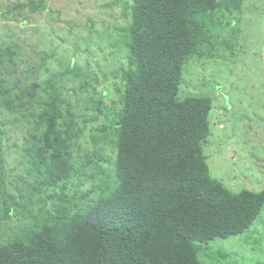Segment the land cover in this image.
Wrapping results in <instances>:
<instances>
[{
	"label": "trees",
	"instance_id": "1",
	"mask_svg": "<svg viewBox=\"0 0 264 264\" xmlns=\"http://www.w3.org/2000/svg\"><path fill=\"white\" fill-rule=\"evenodd\" d=\"M129 8L119 29L125 63L110 72L118 99L95 100L91 115L66 84L71 77L95 95L86 70L68 64L45 77L55 60L44 55L40 69L22 72L27 54L0 42V264H207L199 245L242 235L259 216L264 190L232 192L211 177V100L179 97L184 64L212 58L220 41L212 18L241 12L243 1L130 0ZM24 10L49 7L26 0L5 14ZM86 181L94 183L83 190Z\"/></svg>",
	"mask_w": 264,
	"mask_h": 264
},
{
	"label": "rangeland",
	"instance_id": "2",
	"mask_svg": "<svg viewBox=\"0 0 264 264\" xmlns=\"http://www.w3.org/2000/svg\"><path fill=\"white\" fill-rule=\"evenodd\" d=\"M25 1L0 0V42L15 45L28 56L27 67L17 63L19 70L28 71L31 66L40 69V57L44 55L55 60L48 66L50 72L45 71V77L59 71L63 75L68 64L86 70L93 79L90 87L95 89V95L80 93L76 79L71 77L66 84L68 89H75L81 97V106L86 105L90 115L95 100L103 105H109V99L117 100L118 94L113 89L119 81L110 72L125 63L119 29L129 22L130 0H46L49 10L44 12L24 10L19 17L5 14L7 7ZM242 1L241 12L232 15L223 12L226 19L222 14L212 18L218 25L216 30L215 26L211 28L212 34L221 36L220 41L212 43L213 57L189 59L179 86L180 98L196 96L211 100L210 137L204 145V154L211 177L232 192L264 190V0ZM226 20L228 27H221ZM103 90L108 96H100ZM90 126L80 139L81 143L86 142L83 148H91L94 133ZM15 136L11 133L6 144L11 146ZM102 147L112 160V146L103 143ZM15 160L16 154L10 153L7 167L12 177L18 172ZM109 166V162L103 165L106 170ZM93 183L86 181L80 188L85 190ZM14 224L17 221L8 226ZM199 247L200 259L207 264H264V205L242 235L217 238Z\"/></svg>",
	"mask_w": 264,
	"mask_h": 264
}]
</instances>
